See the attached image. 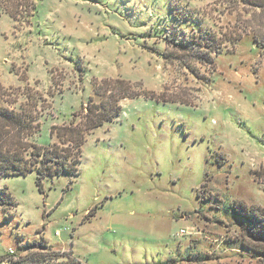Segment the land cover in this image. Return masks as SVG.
Returning <instances> with one entry per match:
<instances>
[{
    "label": "rangeland",
    "instance_id": "obj_1",
    "mask_svg": "<svg viewBox=\"0 0 264 264\" xmlns=\"http://www.w3.org/2000/svg\"><path fill=\"white\" fill-rule=\"evenodd\" d=\"M183 8L192 16L178 23ZM204 28L222 46L213 64L166 47L165 34ZM123 92L77 174L44 177V192L35 172L0 178L15 201L0 206V259L43 237L84 264H264L241 246L247 217L233 208L264 211V7L0 0V103L30 118L26 145L57 141L52 125Z\"/></svg>",
    "mask_w": 264,
    "mask_h": 264
},
{
    "label": "trees",
    "instance_id": "obj_2",
    "mask_svg": "<svg viewBox=\"0 0 264 264\" xmlns=\"http://www.w3.org/2000/svg\"><path fill=\"white\" fill-rule=\"evenodd\" d=\"M244 1L253 6L264 7V0ZM191 16L190 8L175 9L174 11V17L178 23ZM164 38L167 48L187 53L192 57L194 63L213 64L212 51L215 50L216 53H219L222 50L219 39L217 43L214 31L206 28L199 32L176 30L165 34ZM164 56H170V52L165 51ZM130 95V93L123 92L120 96L108 101L101 109L97 105L87 104L85 116L77 124L71 121L68 125H52L50 136L57 138V141L48 145L35 142L26 145L23 137L30 136V129L35 128L30 118L0 103V178L35 172L38 189L44 192L42 187L44 177L58 176L62 172L77 174L82 146L87 135L117 116L121 110L117 102ZM14 205L15 201L8 187L0 186V206L4 210H9ZM233 208L235 211H241L247 217L246 222L241 224L247 241H241V246L252 250L255 256L264 260V211L251 207L242 200L236 201ZM33 242V245L38 246V250L15 259L8 254L0 261L7 259L19 264H84L71 252L50 250L43 237L36 241L34 239Z\"/></svg>",
    "mask_w": 264,
    "mask_h": 264
},
{
    "label": "built area",
    "instance_id": "obj_3",
    "mask_svg": "<svg viewBox=\"0 0 264 264\" xmlns=\"http://www.w3.org/2000/svg\"><path fill=\"white\" fill-rule=\"evenodd\" d=\"M59 233H60V231H57V234H59ZM9 252L13 253V250L12 249H9Z\"/></svg>",
    "mask_w": 264,
    "mask_h": 264
},
{
    "label": "crops",
    "instance_id": "obj_4",
    "mask_svg": "<svg viewBox=\"0 0 264 264\" xmlns=\"http://www.w3.org/2000/svg\"><path fill=\"white\" fill-rule=\"evenodd\" d=\"M4 263L8 264L9 262H8V261H4L3 264H4Z\"/></svg>",
    "mask_w": 264,
    "mask_h": 264
}]
</instances>
